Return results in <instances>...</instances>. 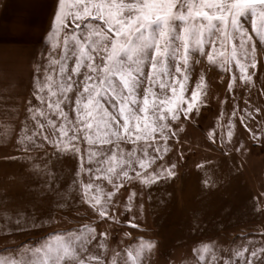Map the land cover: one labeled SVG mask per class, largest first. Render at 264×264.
<instances>
[{
	"label": "snow or ice",
	"instance_id": "obj_1",
	"mask_svg": "<svg viewBox=\"0 0 264 264\" xmlns=\"http://www.w3.org/2000/svg\"><path fill=\"white\" fill-rule=\"evenodd\" d=\"M42 40L48 47L31 79L37 103L27 102L16 138L19 156L12 159L41 178L54 210L87 205L96 220L8 246L9 239L45 231L57 220L34 209L6 210L0 264H152L155 241L141 237L123 249L109 244L113 226L124 223L120 216L137 196L133 190L122 204L117 193L136 181L151 188L175 176L176 163L164 157L184 122L210 100L209 73L221 78L222 103L233 101L229 141L239 113L249 139L264 144V103L251 97L254 78L264 75V0H53ZM237 90L249 94L243 108ZM257 91L264 95V88ZM13 99L0 92L5 109ZM214 132L208 134L213 143ZM232 148L247 150L239 141ZM63 159L76 161L66 177L51 167ZM261 198H254L256 211ZM98 223L109 227L98 231ZM126 226L138 228L132 219ZM239 239V247L193 245L191 264H264V240Z\"/></svg>",
	"mask_w": 264,
	"mask_h": 264
},
{
	"label": "rangeland",
	"instance_id": "obj_2",
	"mask_svg": "<svg viewBox=\"0 0 264 264\" xmlns=\"http://www.w3.org/2000/svg\"><path fill=\"white\" fill-rule=\"evenodd\" d=\"M51 14L43 37L49 29ZM47 47L48 45L42 39L40 43L34 45L12 44L11 46L0 47V92L15 97L9 102L10 107L7 109L3 104H0V118H3L2 121L4 122L0 124V158L6 154H9V156L19 154L15 147L16 138L19 134L20 124L25 119L27 102L31 99L33 104L37 103L34 97L31 96L33 68L39 59V54L45 52ZM262 58H264V54H262ZM197 71H199V66H197ZM209 77L210 100L206 106L200 107L199 111L194 112L190 119L184 122V130L180 133L179 141L173 140L170 142V157H166V155L164 157L165 160L168 159L169 164L176 163L177 167L173 169L175 176L170 179L169 183L155 184L151 188L141 184L140 181H136L134 184L125 185L121 189L122 196L117 193L122 204L127 201L128 194L133 190L137 192V196L131 202L130 212L120 216L124 223L120 226H113L111 239L109 240L110 246L123 249L142 237L145 240L157 242L158 247L152 257V264H184L185 257L189 258V264H191L193 256L191 249L193 245L201 242H218L219 246L228 244L240 246L244 242L239 239L241 236L254 239L257 242L264 240V202L259 204V211L252 209L254 208V202L240 208L235 207L232 215L229 214L233 219L230 220V224L234 225L230 226L225 234L215 235L217 232L213 229L214 224L218 223L216 221L217 214L224 212L228 205L222 206L221 211L217 214L214 213L213 219L211 214H208V216L212 218L205 217L200 212H195L200 204L197 202L199 200L194 198L197 190H190L193 197L189 201L193 204L191 205L193 209L189 206L188 198L184 199V187L186 185L184 181L187 170L188 174L191 172L193 176L198 177V171L196 170L198 168L186 167L202 164L203 160L200 154L206 148L204 146H208L207 143L211 142L208 134L213 129H215L216 142L211 143L220 151L219 154L226 156L227 151L228 153L234 151L240 160L239 172L236 175L240 174L242 177H248L253 183L252 185L264 195V144L259 141L253 143L249 139V133L240 125L239 113L232 118L235 127L231 129L233 136L229 141L227 135L230 130L228 116L231 115L233 101L229 98L226 103H222L226 93L224 87L220 86L222 85L221 78L213 73H209ZM224 79L227 80V77ZM254 79L256 80L257 89L264 88V75L258 73ZM257 89L251 92V97L257 104L264 103V95H259ZM236 95L237 97L242 96L240 107L243 108V101L249 98V94L247 92L242 94L241 90H237ZM224 113L228 115L225 116ZM259 119L257 117V120ZM221 126H223V143L219 139ZM250 126L259 134V124L253 123ZM4 141L6 145H3ZM237 141L242 142L247 150L243 152L235 151L232 144ZM49 151H51V148H49ZM228 157L230 158L232 155H228ZM70 161L66 159L65 163ZM234 183L237 192H232L226 197V199L234 200L233 202H235V194L239 193L240 185L243 184L238 179H235ZM108 187L111 188V186ZM61 218L56 224L46 228L45 231L30 232L26 236L9 239L8 246H15L29 240L35 241L44 236L46 232L71 229L80 224L95 222L96 220L87 205H77L73 210V214L68 213L62 215ZM129 219H132L133 223L138 225V228L126 226ZM68 221L72 222L69 223ZM108 227V224H97L98 231H103ZM229 232L231 233L229 234ZM125 233L129 235L125 236ZM3 246V244H0V247Z\"/></svg>",
	"mask_w": 264,
	"mask_h": 264
},
{
	"label": "crops",
	"instance_id": "obj_3",
	"mask_svg": "<svg viewBox=\"0 0 264 264\" xmlns=\"http://www.w3.org/2000/svg\"><path fill=\"white\" fill-rule=\"evenodd\" d=\"M52 6L53 0H0V47L11 46L12 44L34 45L40 43L47 29ZM2 120L3 118H0V124L4 123ZM3 145H6L5 141ZM207 145L204 146L206 148L200 154L202 155L201 159L203 160L202 165L204 167L196 169L198 177L193 176L191 172L188 174L187 170L184 181V184H186L184 187V199L188 198L189 201L193 197L190 190H197V192L195 191L194 198L198 199L199 201L197 202L200 204L198 205V210L195 212H200L205 217L208 214H211L213 217L214 213L220 212L222 206L225 207L227 204L229 207L227 206L224 212L222 211L217 214L216 221L218 223L214 224L213 229L217 232L215 235H222L225 234L230 226L234 225L230 224V220L233 219L229 214L232 215L235 207L240 208L244 205H250L254 202V198L257 197L262 198L255 201V203L261 204L264 202V195L252 185L253 183H251L248 177H242L240 174L236 175L239 172L240 160L234 151L229 152L230 154L225 153L226 156H223L219 154L220 151L214 147V144L208 142ZM228 155H232V157L229 158ZM14 156H19V154L13 156L6 154L0 158V216L6 210L14 212L17 209H34L37 216L46 218L51 213L58 222L61 220L62 215L73 214L74 209L71 211L67 209L54 210V201L42 191L41 178L34 175L30 167L19 160L12 159ZM166 157H170L169 151ZM52 159L55 161L54 157ZM65 161L66 159H63L59 163L54 162L51 165L53 169H62L63 171L60 172V175L64 177L71 174L76 166L75 161L72 159V162L70 159H68L70 162L65 163ZM37 162L43 165V161ZM186 168H197V166L189 165ZM235 179H238L243 184L240 185L239 193L235 194V202H233L234 200L226 199V197L236 191ZM205 180L209 181L210 186L205 185ZM169 182L170 180L166 184ZM191 205L193 204L189 201V206ZM190 208L193 209L192 206ZM49 227L51 226L47 228ZM27 234H20L16 237L26 236ZM3 236H7V233L0 232V237ZM225 247L239 246L228 244Z\"/></svg>",
	"mask_w": 264,
	"mask_h": 264
}]
</instances>
